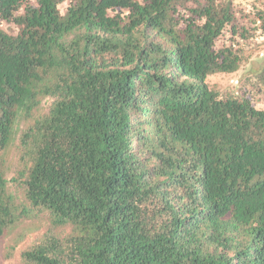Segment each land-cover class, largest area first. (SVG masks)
<instances>
[{"label":"trees","instance_id":"1","mask_svg":"<svg viewBox=\"0 0 264 264\" xmlns=\"http://www.w3.org/2000/svg\"><path fill=\"white\" fill-rule=\"evenodd\" d=\"M0 20V238L48 224L22 264H264V106L207 81L263 9L0 0Z\"/></svg>","mask_w":264,"mask_h":264},{"label":"rangeland","instance_id":"2","mask_svg":"<svg viewBox=\"0 0 264 264\" xmlns=\"http://www.w3.org/2000/svg\"><path fill=\"white\" fill-rule=\"evenodd\" d=\"M238 6L255 4L257 8L264 10V0H236ZM0 27L10 31L7 23L0 20ZM13 31V30H12ZM264 65V35L254 38V41L246 45V51L240 63V67L233 73H215L207 78L211 88L230 93L239 97L250 96L258 107L264 106V88L260 90L258 75ZM6 157L8 162L17 164L16 144H13ZM15 175L14 166L10 169L9 176ZM48 230L45 221H24L18 224L7 236L0 238V264H22L20 252L32 241ZM65 230V232H67ZM23 232H28L25 239L18 243L13 255H8L12 241Z\"/></svg>","mask_w":264,"mask_h":264}]
</instances>
